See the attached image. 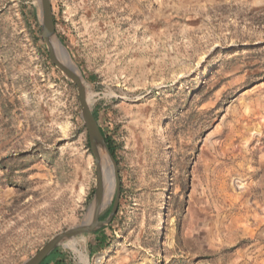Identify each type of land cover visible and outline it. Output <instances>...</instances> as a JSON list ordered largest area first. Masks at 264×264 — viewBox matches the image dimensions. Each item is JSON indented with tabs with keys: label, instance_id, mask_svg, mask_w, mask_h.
Here are the masks:
<instances>
[{
	"label": "rangeland",
	"instance_id": "1",
	"mask_svg": "<svg viewBox=\"0 0 264 264\" xmlns=\"http://www.w3.org/2000/svg\"><path fill=\"white\" fill-rule=\"evenodd\" d=\"M26 3L39 29L37 0H0V264L80 223L96 184L76 84ZM52 6L122 185L101 245L77 236L61 263L264 264V0Z\"/></svg>",
	"mask_w": 264,
	"mask_h": 264
},
{
	"label": "water",
	"instance_id": "2",
	"mask_svg": "<svg viewBox=\"0 0 264 264\" xmlns=\"http://www.w3.org/2000/svg\"><path fill=\"white\" fill-rule=\"evenodd\" d=\"M37 1L39 5L40 17L39 33L46 44L49 59L58 69L61 70V72L66 76V78L75 83L77 87L81 108V116L87 128L90 149L95 159L96 184L93 201L89 205L88 210L85 216L83 217L82 221L77 225L54 235L34 255L24 261L23 264H41L42 261L48 255H50L55 249H57L60 245L64 244L65 242L71 241L77 236L83 235L85 233L96 232L105 225H109L117 213L122 187L118 162L106 142V138L101 130V127L98 124L97 118L93 112L92 107L89 105L87 99V89L83 80L84 78L78 75L72 69V67L59 60L57 56L55 46L53 44L54 40L59 43V45H61L62 47L67 46L56 32L52 0ZM99 144L105 145L107 149V153L112 164L113 176L115 180V192L111 211L105 219H101V213L104 207L105 177L101 158L97 149ZM88 213L93 215V217L91 218V220L89 219V221L85 220V217Z\"/></svg>",
	"mask_w": 264,
	"mask_h": 264
},
{
	"label": "trees",
	"instance_id": "3",
	"mask_svg": "<svg viewBox=\"0 0 264 264\" xmlns=\"http://www.w3.org/2000/svg\"><path fill=\"white\" fill-rule=\"evenodd\" d=\"M23 8H24V15H25L27 21L29 22L30 27H32L31 26L32 21L35 22V28L32 29V37H33V40L35 41V43L38 46V48L40 49V51L43 52V54L49 60L47 50H46L45 45L43 43V39H42V37L39 34L37 8H36V6H34L32 4H28V3L24 4L23 5ZM61 39H62L63 42H66V38L65 37L62 36ZM91 78L94 79L95 76L94 75H91ZM96 116H97V113H96ZM102 132H103V134H104V136L106 138V142H107V144H108L111 152L113 153V155L115 156V158L117 160V155H116V152H117V144H116V142L114 141V139L111 136L107 135L103 130H102ZM118 209H119V207H118ZM110 211H111V208L109 209V211H107L105 213V215L103 217L104 218L107 217L109 215ZM115 218H116V215L112 219L110 225H112V223L115 220ZM94 234L96 236V244L98 246H100L101 243L105 239V235L102 234V230H100V229L97 230ZM61 262H62L61 254L59 253V250L57 248L50 255H48L42 261L41 264H62Z\"/></svg>",
	"mask_w": 264,
	"mask_h": 264
},
{
	"label": "bare ground",
	"instance_id": "4",
	"mask_svg": "<svg viewBox=\"0 0 264 264\" xmlns=\"http://www.w3.org/2000/svg\"><path fill=\"white\" fill-rule=\"evenodd\" d=\"M53 44L55 46V50H56V53H57L59 60H61L62 62L66 63L67 65L72 67V69L78 75H80L82 77V74H81V72H79L77 64L75 63L72 56L70 55L67 47H62L55 40H54ZM97 149H98V153L100 155L101 163H102V166L104 169V177H105V185H104V198H105L104 202L105 203L104 204L106 205L107 203L110 202V200L113 196V192L115 189V180H114V176H113L112 164H111V161L109 159L105 145L99 144ZM92 217H93V215L88 213L85 217V220L89 221V219L91 220Z\"/></svg>",
	"mask_w": 264,
	"mask_h": 264
}]
</instances>
